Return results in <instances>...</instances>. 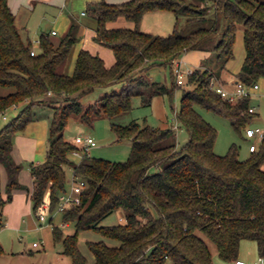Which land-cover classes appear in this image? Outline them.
I'll list each match as a JSON object with an SVG mask.
<instances>
[{"label":"trees","instance_id":"1","mask_svg":"<svg viewBox=\"0 0 264 264\" xmlns=\"http://www.w3.org/2000/svg\"><path fill=\"white\" fill-rule=\"evenodd\" d=\"M88 11L98 22L94 40L113 50L115 63L107 66L102 56L83 48L69 75L62 67L80 39V22L72 17L57 42L42 33L40 50L32 54L33 41L23 38L8 0H0V117L15 106L22 107L0 128V165L8 175L5 199L0 169V215L14 191L28 188L19 180L22 164L13 155L15 138L37 117L36 107L44 106L53 112L47 157L31 163L33 211L37 212L48 192L52 209L59 206L60 194L69 183L67 166L88 182L82 202L63 211L65 223H75V233L65 235L59 226L53 229L72 264H89L78 244V234L87 229L115 241L87 242L93 264H214L205 237L216 244L226 261L238 259L243 239L256 241L264 255V138L246 158H240L235 143L227 153L218 154V131L198 108L228 117L238 132L255 117L249 111L250 95L233 101L211 81L228 88L224 74L234 57L239 26L244 29L246 56L235 84L252 85L264 78V0H102L90 4ZM151 11L173 12L177 20L185 16L188 31H178L177 26L168 35L141 30L145 13ZM120 16L136 27H108ZM189 50L214 56L205 58L180 84L186 86L177 116L189 133L182 147L174 127L112 122L119 140L132 141L128 159L113 161L89 153L79 163L69 158L71 151L80 148L64 137L69 117L77 115L93 125L99 118L113 119L131 110L135 94L141 95L144 105H150L155 95H171L177 79L169 87L152 80L147 71L157 65L171 68L172 60ZM210 63L217 69L209 68ZM98 88L106 91L85 105L83 98ZM60 99L63 102L58 105ZM120 208L125 223L100 225Z\"/></svg>","mask_w":264,"mask_h":264},{"label":"rangeland","instance_id":"2","mask_svg":"<svg viewBox=\"0 0 264 264\" xmlns=\"http://www.w3.org/2000/svg\"><path fill=\"white\" fill-rule=\"evenodd\" d=\"M79 2L81 1L73 0L67 6V11L74 18H76V12L81 15L80 11L82 7ZM54 11H51V13ZM86 11L88 12V9ZM57 13L58 10L55 11V15ZM162 13L164 14L163 17H155V20L152 17H148L146 23L139 25V28L143 31L159 35H168L172 33L175 26L178 27V31H188L187 25L185 24V16H179L180 18L177 20V15L173 12L164 11ZM76 20L78 19L76 18ZM55 23L54 15L46 14L44 10L38 8L35 14L30 18L28 24L30 30L29 35L33 43H37L41 31L51 32L52 28L56 30V35L50 33V36L57 42L68 29L65 30V32H62L57 28ZM243 35L244 29L242 26H239L236 32L234 57L231 59L232 64L236 66L234 71L238 68L239 63H243L246 54ZM79 40L77 42H79ZM212 56H214L213 53L205 51L189 50L184 52L180 56L184 78L187 80L189 71L199 66V60L203 62L205 58H211ZM208 67L212 70L217 69V66L213 63L208 64ZM147 74L152 80L165 83L169 87L176 82V78L168 65L153 66L147 71ZM134 85L135 84H129L128 86ZM185 86L186 84L184 86L178 84L171 95H155L150 105H144L141 95L135 94L132 97L131 110L122 113L113 119L108 117L99 118L93 125L80 120L77 115H72L69 117L64 129V137L68 141L75 143L77 135L90 134L94 137L97 144L91 148L88 155L92 157H102L113 161H125L130 155L132 141L130 139L119 140L116 132L112 129V122L120 125H128L132 121H137L142 126L151 125L162 128L174 127L177 131L178 146L182 147L188 141L189 133L180 123L177 112L180 109V101ZM233 88L234 86L232 89ZM100 90L102 89L98 88L88 96L84 97V104L90 105L95 102L97 98L100 97L98 94ZM8 91L9 90H5L4 92ZM48 96H52L51 93H49ZM62 102L63 101L61 100L58 105H61ZM251 104L257 106V110L260 112V117H258L259 119L256 118V121L250 125H259L264 128V94H262L261 91L256 92L252 96ZM21 108V106H15V108L13 107L9 109L5 113L7 116L6 118L2 115L0 117V128L12 118L16 117L21 111ZM38 108L39 107H36V110L39 113ZM43 108H40V111H43V114L48 113L49 115H52L53 109L44 106ZM198 108L202 115L211 122L218 131L215 142L216 153L221 155L227 153L230 146L235 143L238 145L240 158H246L250 155L249 145L252 142L258 141L255 138L246 137L245 130L248 126L242 127L241 131L238 132L228 117L204 109L200 106ZM85 155L87 154L83 150H80L79 154H75L73 150L69 153V158L75 163H79ZM27 165L26 162H23L22 170L26 169ZM2 172L5 176L3 183H6V191L8 177L4 166L2 167ZM26 175L27 171L25 170L23 174L24 179H19L21 183L28 180ZM66 175L68 179L67 182H69L73 175L72 166H67ZM28 177L31 178V174H29ZM67 185L70 188V184L68 183ZM13 214L15 215L16 222L20 219L21 223L19 228L15 226H6L5 219L0 218V244L3 249L2 253H0V264H72L71 257L64 253V243L61 240L55 239L53 229L54 226H59L65 235L73 234L75 233V223L70 222L66 225L63 212L59 211L58 207L54 210L52 208L49 209L48 213L42 216L37 212L35 213L33 209H31L29 213L18 214V212L14 211ZM125 222V212L120 208L107 215L100 222V225L110 226ZM205 239L213 252L214 264H235V261L223 260L219 255L216 244L207 237H205ZM99 240H107L111 244L115 242L104 237L96 229L83 230L78 234L79 248L88 258L89 262L94 261V255L90 251L87 242ZM35 242L38 243V245H35ZM239 256L241 259L246 260L249 263H252L256 259H259L264 263V255L259 252L257 242L254 240L243 239L241 241Z\"/></svg>","mask_w":264,"mask_h":264},{"label":"crops","instance_id":"3","mask_svg":"<svg viewBox=\"0 0 264 264\" xmlns=\"http://www.w3.org/2000/svg\"><path fill=\"white\" fill-rule=\"evenodd\" d=\"M73 0H8L9 6L16 17V24L25 40H31L29 35V28L28 24L30 21V18L33 14L37 11L38 8L41 10H44L46 14H52L55 16V24L57 28H59L62 32H65V30L68 29L72 16L67 11L68 4ZM80 6L82 7L79 15L78 12L76 15V18L80 21L81 27L79 31L80 40L77 42L72 50L71 53L62 67V71L66 74L72 75L75 71L76 62L79 56L80 51L83 48L89 49L91 52L99 54L102 56L105 60V63L107 66H111L115 63V55L112 49L108 48L107 46H104L97 41L94 40V36L96 35V29H97V19L93 17L88 9V6L92 3H97L102 0H80ZM107 2L112 3H120L126 0H105ZM58 10V13L55 15V11ZM51 11H54L51 13ZM164 11H151L145 13L141 24H145L148 17H152L155 20V17L162 16ZM169 12V11H167ZM150 15V16H149ZM108 27H129V28H135L136 24L133 21L128 20L124 16L118 17L116 20L111 21L108 23ZM55 29L52 28L50 31H41L37 40V43L34 44V49L36 51L40 50L39 48V39L42 33H53ZM56 31V30H55ZM56 35V33H55ZM243 42H244V35H243ZM245 46V45H244ZM201 51V50H198ZM207 52V51H205ZM246 56V54H245ZM245 56L243 59V62L245 60ZM202 61L199 60L198 64L201 65ZM243 63H239L238 68L234 64H232V60L228 61L227 63V71H225L224 77L227 80L228 88L232 89L236 82V74L241 70ZM198 67V66H197ZM196 68V67H195ZM260 82V90L262 94H264V78H261L259 80ZM106 90L102 89L98 92L99 95H102ZM258 92V91H256ZM255 92V93H256ZM253 93L252 96L255 94ZM251 106H255L254 104H251ZM255 112V117L253 118L252 122L256 121V118L259 119L260 112L257 110ZM15 108V107H14ZM39 107V113L37 112V117L31 121L23 130H20L17 132L16 138H15V144L13 149V155L17 162H23L27 165L26 169H23L19 173V179H24L23 174L24 171H27V177L29 182L24 181L22 183L27 185V189H21L16 190L13 193V198L11 201H9L1 210L2 215H0V218L5 219V225L7 226H20V219L16 222L15 215L13 212H18V214H25L29 213L32 209V200H31V192L33 188V177L31 173V163H41L45 161L47 157V152L49 149V127H50V116L48 113L43 114V111H40ZM44 109V108H43ZM250 123V124H251ZM261 142H258L260 145ZM2 165H0L1 169V189L3 198H7V193L5 191V184L3 183L4 180V173L2 172ZM30 167V168H29ZM264 168V164H263ZM7 173V172H6ZM31 174V178L28 177V175ZM8 177V175H7ZM8 180V179H7ZM70 223V222H69ZM69 223H66L68 225ZM1 245V244H0ZM238 259H241L240 256H238ZM257 260V259H256ZM259 260V259H258ZM94 261L89 262V264H93ZM236 262V261H235ZM236 264V263H235Z\"/></svg>","mask_w":264,"mask_h":264},{"label":"built area","instance_id":"4","mask_svg":"<svg viewBox=\"0 0 264 264\" xmlns=\"http://www.w3.org/2000/svg\"><path fill=\"white\" fill-rule=\"evenodd\" d=\"M53 33L55 34L56 31L54 30ZM37 51L35 49L32 50V54H35ZM174 75L176 76L178 84H184L186 79L183 75L182 70V60L181 58H174L170 64ZM192 72L189 71V74ZM211 84L213 87L221 93L224 97L229 98L233 101L238 100L239 98L247 95H252L256 91L260 90V82H256L252 85H245L242 83H236L233 89L227 88L223 86L221 83L217 82L215 79H212ZM249 111L252 113L256 112L255 106H250ZM3 117L6 118V114H3ZM246 137L248 138H255L258 142H261L264 138V128L259 125H248L246 128ZM258 142H252L249 145V151L253 152L259 148ZM76 144L80 146L79 149L74 150L75 154H79L80 150L85 151L86 153H90V150L93 146H95L96 140L90 134L87 135H77L76 136ZM70 188L67 189L60 194V202L58 206L59 211H64L67 207L73 204H80L82 202V195L85 189L88 187V182L85 178L72 175L71 180L69 181ZM52 208V199L50 196V192H48L42 203L39 205L37 209V213L42 216L48 213L49 209ZM38 245V243H34ZM236 264H264L261 260H255L252 263L247 262L243 259H237Z\"/></svg>","mask_w":264,"mask_h":264}]
</instances>
